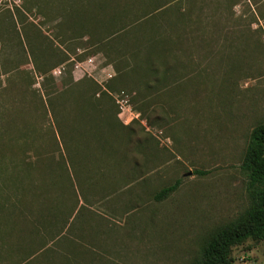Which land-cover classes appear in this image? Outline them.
I'll return each instance as SVG.
<instances>
[{
    "label": "rangeland",
    "instance_id": "374dc122",
    "mask_svg": "<svg viewBox=\"0 0 264 264\" xmlns=\"http://www.w3.org/2000/svg\"><path fill=\"white\" fill-rule=\"evenodd\" d=\"M153 1L164 2L136 1L129 14ZM183 1L190 19H179L174 4L156 21L181 39L169 49L182 81L164 92L141 88L136 75L117 76L92 45L107 26L78 28L87 0H0V219H69L77 242L68 264H188L215 227L248 205L238 167L250 131L264 122V0ZM135 37L115 50L130 53ZM93 91L104 121L88 108ZM114 118L116 127L103 126ZM123 124H131L129 140ZM88 126L103 133L86 139ZM143 140L153 161L150 151L127 160L125 145ZM65 160L79 168L75 180L69 169V193L52 184L63 183ZM135 161L139 171L127 176ZM175 181L173 193L154 199ZM59 253L58 262L66 254ZM231 256L234 264H264V240Z\"/></svg>",
    "mask_w": 264,
    "mask_h": 264
},
{
    "label": "trees",
    "instance_id": "16d2710c",
    "mask_svg": "<svg viewBox=\"0 0 264 264\" xmlns=\"http://www.w3.org/2000/svg\"><path fill=\"white\" fill-rule=\"evenodd\" d=\"M121 1L89 0L88 2L87 0V3L79 2L84 7V11L80 6L81 13L76 18L78 28L80 30L93 31L94 29H101V27L107 26L104 32L105 38L95 41L92 45L99 47L110 63H113L114 70L119 78L126 77L130 74L136 75L139 80V85L146 90L159 88L164 92H170L172 87L175 88L177 86L178 88L182 79L179 78L181 76L178 75L176 67L174 66L176 63L171 64L173 55L169 47L174 45L173 42H178L181 39L170 36V32L160 31L156 21L158 17L164 13L167 14L173 9L174 4L176 5L175 10L179 19H190V9H188V13L186 14L181 13L180 6L184 4L183 0H164L160 5H157L158 3L153 1V5L148 11L130 15V8L133 9L136 7V1L141 0H127L124 3H121ZM171 5L173 6L170 7ZM231 5L230 9H232ZM88 6H91V13L88 12ZM230 12H227V16L232 17L234 15L233 10ZM116 25H120L117 30ZM131 34H136L135 39L139 43L134 45L135 47L132 48L130 53L123 54L117 52L115 50L117 42L120 39H128ZM196 39L202 42V36H195ZM129 60L132 62L130 61V63ZM198 66L197 64V68ZM206 71V69H201L199 73L196 71L193 73L201 74ZM94 95L95 92L93 91L92 95H89L87 98V105L91 113L99 111L97 102H94ZM101 96L107 97L104 93ZM102 115L99 111L95 116L97 119L94 120L99 119L100 121H104V119H101ZM105 121H107V124L105 122L103 126L107 127V129H110L108 127L109 124V126L116 127L115 118L112 121L110 119H106ZM88 128L89 130L86 132V135H89L86 139H92L94 136L99 137V134L103 133L102 130L98 131L99 128L97 126H88ZM87 148L88 145H85V150ZM58 168L60 169V176H58L63 179V183L54 181L52 184H61L62 187L65 186L66 188L63 189V192L69 193L75 187L70 173L72 172L74 174L73 178L75 180V174L79 173V168L76 165H69L66 160L65 162L61 161ZM238 169L245 179V190L248 199L246 209L234 219L215 227L204 238L199 251L191 258L188 264H234L231 256L234 247L240 246L248 240L252 242H261L264 240V122L259 123L250 131ZM196 174L203 175L204 173L196 172ZM178 186L179 181H175L172 185L162 188L154 196V199L156 201L165 199ZM66 195L69 196V194ZM85 200L86 198L84 196ZM68 212L70 218H72L75 210L72 208ZM50 217L52 218V216ZM68 220H63L61 242L62 251H65L66 254H63L64 257L63 255L61 256V261L58 262L56 259L58 252L57 255L54 254V241L47 247L49 244L48 241L39 240L33 242L37 250L32 253L31 264H68L71 260L75 259L76 253L73 251V247L77 241L72 235L71 237L69 236L71 227ZM59 243L57 241V245ZM63 245L71 246V248H63ZM86 251L85 249L81 250L80 252L82 254H77V256L86 255Z\"/></svg>",
    "mask_w": 264,
    "mask_h": 264
},
{
    "label": "crops",
    "instance_id": "0c3cea01",
    "mask_svg": "<svg viewBox=\"0 0 264 264\" xmlns=\"http://www.w3.org/2000/svg\"><path fill=\"white\" fill-rule=\"evenodd\" d=\"M131 124L121 125L126 130L128 140L131 136L128 132ZM136 147L134 149L129 144L125 145L127 160H130L129 153L135 157L140 153L143 157L150 151V161H153L152 148L147 146L146 140L137 143ZM130 167L127 176L137 173L140 165L135 161ZM62 235L63 219H31L29 216L27 219H0V264H31L32 253L37 250L33 242L39 240L48 241L47 247L54 241V254L57 255V252L62 251ZM57 241L60 242L58 245Z\"/></svg>",
    "mask_w": 264,
    "mask_h": 264
},
{
    "label": "built area",
    "instance_id": "2783aa9c",
    "mask_svg": "<svg viewBox=\"0 0 264 264\" xmlns=\"http://www.w3.org/2000/svg\"><path fill=\"white\" fill-rule=\"evenodd\" d=\"M86 61H88V62H93V60L91 59V58H89V59H87ZM75 67H78V65H76ZM110 73H107V75H106V78L107 79H111L112 77H113V71H112V69L110 68ZM57 73L58 74H60L61 73V71L58 69V71H57ZM122 110V109H121Z\"/></svg>",
    "mask_w": 264,
    "mask_h": 264
},
{
    "label": "water",
    "instance_id": "95a60500",
    "mask_svg": "<svg viewBox=\"0 0 264 264\" xmlns=\"http://www.w3.org/2000/svg\"><path fill=\"white\" fill-rule=\"evenodd\" d=\"M187 175H189V173Z\"/></svg>",
    "mask_w": 264,
    "mask_h": 264
}]
</instances>
